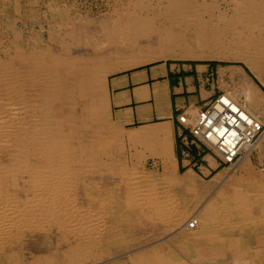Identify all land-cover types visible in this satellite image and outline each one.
Here are the masks:
<instances>
[{"label":"bare ground","instance_id":"obj_1","mask_svg":"<svg viewBox=\"0 0 264 264\" xmlns=\"http://www.w3.org/2000/svg\"><path fill=\"white\" fill-rule=\"evenodd\" d=\"M195 1L196 0H127L125 5H115L113 9L102 16V18L89 20L87 17L85 22H83L84 20L81 22V25L78 22L80 25L79 28H69L68 31H59L57 34L55 32L56 35L54 36L53 34V36L50 37V45H45L46 50L35 48L22 50L15 48L13 55L11 56L10 54L11 57L8 56L10 58H0V91L2 93L4 92V95L10 98L18 94V105L20 109L18 113L22 114L19 118L15 116L16 118H10L7 121V125L11 127L10 130H7L6 127L4 128L5 130L0 131V154L7 160V164H3L0 167V252L4 251L13 241L18 240L17 238H19L24 229L30 231L37 229L46 231L48 229L46 225H54L58 230H61L62 234L69 235L74 241V243L70 244L69 258L65 261H68L69 264H84L88 260L95 261L102 257L100 253V255L97 253L98 248H100L99 246L102 244V239H105V235L114 232V228L116 227L110 228L111 226H118L123 223L124 220H127V222L138 221L140 224L138 226L140 227L143 225V220H149V222L153 220H165V222L163 221L165 226L167 225L169 228L176 226L175 228L181 231L183 236L185 235V242L192 239L191 242H194L202 252L204 248H206L204 255L199 249L195 248L194 251L197 257L203 259L205 256L204 258L210 259L216 256L217 250L209 249L208 244L211 243L218 246V244L225 242L221 237L209 236V234H213L210 227H212L214 223L217 225L219 224L218 219L220 215L217 213L216 204L207 203L205 209L197 211V213L199 212L197 216H191L188 214L191 207H189L188 212L186 209L188 206H177L179 199L171 198L176 202L175 205L172 201H168V199V202L161 201V199H159L161 196L158 195L160 197H156L154 195L156 194L155 191L151 188V186L155 184L154 178L143 170H140L141 168L139 167L141 164L136 154L133 155L131 168L127 170L121 167L116 171L119 173L118 175L120 177L126 178V187L125 190L123 189V195L121 196V194H119L120 190H116L117 195L119 194L121 196H119V201L114 204V199L116 197L113 195L116 191H112L113 188L112 190L110 189V195H108V192L104 195L102 187L95 182L94 184L92 183L93 185L88 184L81 186V188L85 190L84 192L88 200L90 202L92 201V204H88L84 208L79 207L80 209L75 207L73 203L74 200L66 196V193L70 190L72 191V189L76 190L79 188V185L73 183V178L79 174H84L86 168L84 166L73 168L72 165L75 162L80 164L83 161H88L91 165L92 172L95 171L94 173H97L99 168L105 167L109 171L108 177H110L112 184H114L113 178L116 174L113 173L115 171H113L112 168L114 165L112 164L113 156H111L109 151L104 153L102 149L104 147L101 148L98 135L95 132L93 136L90 137L88 143H82L80 142L81 139H79L76 146L78 147V151L74 150V147H72L70 143L72 138L71 133H68V130L66 133L60 128L61 121L55 117L56 111H54V104L59 101L61 97L76 95L79 99L83 100L85 104L82 108L84 113L80 115L82 118L81 122L85 119L86 121L88 120L89 123H98L106 110L105 76L110 71L114 70V68L125 69L156 59H167L169 57L193 58L201 53H206V57H215V53L219 56L227 55L233 59L243 60L252 70H255L259 74L261 66L264 65V0H230L228 9L229 15L226 12H223L222 15L220 14L224 16L222 21L225 25L228 24L227 26L231 27L233 24L232 36L228 44H226L223 39H220V34L210 37H198V35H196L194 39H187L181 36L182 33L177 30L179 27L176 25L179 23L178 18L188 14L189 11L199 13L201 11H211V9L214 8V4L197 3ZM16 4L18 3L16 2ZM149 6L156 7V10L144 13L141 11ZM135 9L138 10L136 11ZM65 12L67 13V11ZM227 16L230 19H226ZM85 18L86 16L84 19ZM231 18L233 20H231ZM75 20L73 22H75ZM90 23L95 27L89 28L88 24ZM73 42L76 44L73 45ZM19 80L24 83L27 81L30 89L25 91L24 88L23 90L21 88L18 93L17 84ZM79 104H81L80 101ZM28 109L31 116L34 117L33 121L23 119V115L28 113ZM66 115L68 114L62 115L64 116V120H62L67 124L70 120V116ZM15 119L18 124H14L16 123ZM83 125L82 123V126ZM115 134L113 133V135ZM100 136L102 135L100 134ZM113 140L115 141V139ZM261 140H264V132L240 160L232 166L234 169L237 166L236 169H240L239 173L224 174L218 172L212 180V183H221V187L226 186L229 188L230 191L226 194L220 191L218 193L224 195L223 201H230L234 211L239 210L242 216L246 217L248 216V211L251 210L250 202L252 201L250 199H254L253 201L255 202L264 203L263 182V187L255 190L253 193L246 192L242 186L245 180H251L254 184L260 182L259 177L254 175L250 167L248 155L251 150L257 147L259 148ZM102 143L104 144V142ZM116 143L120 146L119 141ZM103 155L106 156L105 163L107 164L105 165L101 163ZM163 167L164 170L162 171L161 178L167 181L169 180L170 182L175 181L177 177H175V174L172 172V164L169 165L168 161H166L163 162ZM138 170L141 173H139ZM136 171H138L140 175L137 174V176L140 177L138 180H142V184L145 187L139 185L140 181L133 180L135 179ZM97 175H99V173ZM19 177L23 180V183L28 184L29 190L27 193L31 195H28L26 198L24 197L25 201L18 206L13 202V199L9 197L10 195L2 190L4 189V182L2 183V180L7 178L10 182L8 186L17 188L19 186L17 183ZM175 182H177V180ZM92 186H94L95 190H93L91 195L88 192V188L91 189ZM138 186H140V188ZM113 187L117 188V185H113ZM107 191L109 190L107 189ZM111 191L114 192L112 193L113 195ZM194 195L192 194L191 196L194 198ZM186 197L189 198L188 196ZM19 200H21V198ZM121 200H123V209L126 215H123V212L115 213L120 207L116 205L120 204L119 202H121ZM110 206L116 210L114 211L112 209V212L108 211ZM221 208H225V206ZM225 210H228V208H225ZM260 210H262V208ZM132 211H137L138 216H140L135 218L130 216ZM221 213L224 212L222 211ZM226 214L231 215L232 213ZM188 217L190 218L189 220L195 219L196 223L193 227L188 226ZM108 219L114 221L112 225L106 222ZM254 223L256 224V222ZM107 224L108 227H106ZM131 227H133V224ZM119 231L122 232V230ZM134 232L135 230L131 228L129 236H132ZM120 235L124 236L121 233ZM188 235L190 237L186 238ZM181 236H179V238ZM240 238H225L227 240L225 242L226 250H228L233 264L239 263L240 261L239 258L241 257V253H238V251L240 252V247L235 244V242L240 241ZM48 244H50V242ZM101 248L103 247L101 246ZM128 253L129 252H127V254ZM174 253L173 255H175ZM141 254L143 255L144 253ZM164 254L165 253H161L157 256L141 255L140 261H134V264H182L169 260V258H167L168 256L166 257ZM14 256L15 254L13 252L6 256L8 264L13 263ZM46 262L47 261H35L34 264H47ZM203 262L204 261L200 263L204 264ZM254 262L246 260L243 263L256 264V262Z\"/></svg>","mask_w":264,"mask_h":264},{"label":"rangeland","instance_id":"obj_2","mask_svg":"<svg viewBox=\"0 0 264 264\" xmlns=\"http://www.w3.org/2000/svg\"><path fill=\"white\" fill-rule=\"evenodd\" d=\"M126 1L125 0L124 1L123 0H110V1L109 0H58V1L57 0H24V1L23 0H4V1L0 0V13H1L0 14V58L1 59L10 58L13 55L15 48H19L22 50H28V49H32V48L46 50V46L50 45V40H51L50 37H52L53 34L55 36L57 33H59V31L63 32V31H68L69 28L70 29H73V28L76 29V27L79 28L81 25V22L83 20H84L83 22H85L87 17L89 20H92L94 18H102V16L106 15L109 11H111L115 5H117V6L118 5L119 6L125 5ZM16 2L18 4H16ZM195 2L214 4L213 5L214 8L211 9V11H213V10L214 11L213 12L201 11L199 13L194 12V11H189L188 14H185L184 16L178 18L179 23H177L176 25H177V27H179V28H177V30L180 33H182L181 36H183L187 39H194L196 35H198V37H200V36L210 37L213 35L220 34V37H221L220 39H223L226 42V44L230 43L229 41H230L231 36H232L233 24L231 27L227 26L228 24L225 25L222 21L224 19V16H221L223 12H226L229 15L228 9H229L230 0H196ZM151 4H153V3H151ZM155 8L156 7H152V6L150 7L149 6L146 9H142L141 11H143V13L149 12V11L153 12L156 10ZM135 10L137 11L138 9H135ZM65 11H67V13L69 15ZM64 13H66V14H64ZM21 16H23V17H21ZM79 16H81V17H79ZM85 16H86V18L84 19ZM77 17H79V18H77ZM226 19H230V18L227 16ZM234 19H236V18H234ZM58 20H59V22H58ZM60 20H62V21H60ZM68 20H69V22H68ZM74 20H75V22H73ZM231 20H233V19L231 18ZM78 22L80 23V25ZM88 25H89V28H92L94 26L91 23ZM88 25H87V27H88ZM58 27H60V28H58ZM61 29H63V30H61ZM27 31H28V33H27ZM55 32H56V34H55ZM4 38H5V40H4ZM75 44L76 43L73 42V45H75ZM8 48H10V49L6 50ZM10 54H11V56H10ZM214 55H215V57H206V53H201V54H198V56H195L193 58H172V57H169L167 59L152 60V61H149L147 63L141 64V65H136V66L125 68V69L114 68V70L110 71L105 76V80H104V82H105V93H106V81H107L108 76H110L112 74H116V73L124 71V70H131V69H135V68L142 67V66L166 62V63L172 64V65L173 64H176V65L177 64H183V63H191V64H198V65L212 63V64H218L220 66L237 65V66H239L241 73H243V76L245 77V79L247 80L249 85L248 84L246 85L243 82H239V85L237 87H235V86L231 87V89L229 91H227V94L234 101H236L238 103H243V104H245L244 103L245 101H243L246 98L245 92L249 93V97H252V91H251L250 85H253V86L257 85L263 91V94H264V71H263L264 65L261 66L262 69L260 68V73L258 74L255 70H252L250 68V66L243 60L233 59L227 55L219 56L218 54H215V53H214ZM8 56H10V57H8ZM61 75H62V73H61ZM20 82H21V84H20ZM27 85H28V87H27ZM17 87H18L17 88L18 93L20 92L19 90L21 88H22V90L24 88L25 91L27 89H30L28 82L25 81V83H24L21 80H19ZM0 90H1V87H0ZM231 90L233 92H231ZM0 97L3 98V99L0 98V127H1L0 131L5 130L4 128H6V127H7L6 128L7 130H10L11 127H9L7 125V121L10 118L14 119L13 117H15V116H17L19 118V117H21L20 115H22V114L18 113V112H20L19 105H18V94H16L15 96H12L10 98L9 96H5L4 92L2 93L0 91ZM239 98L241 100L242 99L243 100L241 101V100H239ZM79 101L81 104H79ZM261 104L262 103H259L260 106H262ZM84 105H85L84 101L79 99L76 95L70 96V97L63 96L60 98L59 101L55 102V104H54V111H56L55 117L58 118L59 121H61L60 122V126H61L60 128L65 132L68 130L67 132L71 133L72 138H71L70 143H71L72 147H74V150H76V151H78V147H76V146L79 142V139H81L80 142H82V143H88L90 137H92L94 132H95L98 135V141L101 145V148L104 147V148H102L104 153L109 151L111 156H113L112 164H114V165L112 168H113V171H115L113 173H115L116 176L113 178V182H115V183L112 184L110 177H108L109 171L105 167L99 168V171L97 173H94L95 171L92 172L91 165L88 161L81 162L80 163L81 165L79 163L75 162L72 165L73 168H77L80 166H84L86 168V170L84 171V174H82V175L79 174L78 176H74V178H73L74 179L73 183L76 185H79V188L76 190L72 189V191L70 190L66 193V196H68L69 198H72L74 200L73 203L75 204V207H77V208H79V207L84 208L88 204H92V201L90 202L88 200V197H87L86 193L84 192L85 190L81 188V186H83V185H88V184L93 185L96 182L102 187V191H103L104 195L107 194V192L109 193L108 195H110V189L112 190V188H113L112 191H114V190L119 191L120 190L119 194H121V196H122L123 192L125 190V187H126L125 186L126 178L120 177L118 175L119 173L116 171L118 169H120L121 167H123V169L128 170L129 168H131V165H132L131 164L132 162L125 160V154H123L124 153L123 148L121 146H118L116 143L117 141H119L118 140L119 137H117L118 132H117L115 125L109 119V115H108V111H107V101H106V110L104 111L105 113H103L104 116L102 115L101 120L98 123L94 122V124H93V122L89 123V121L88 120L86 121L85 119L81 122L82 118L80 117V115L84 113L82 110ZM75 108H76V110H75ZM67 110H68V112H67ZM27 112L29 114L28 113L26 115L24 114L23 119H25L27 121H33L34 117L31 116L29 109L27 110ZM66 113L70 116V120H69V122H67V124L65 121H63L64 116H62V115H65ZM105 114H106V116H105ZM68 115H66V116H68ZM75 118H76V120H75ZM15 121H16V123H14V124H18L16 119H15ZM82 123L84 124L83 126H82ZM72 127H73V129H72ZM108 128H110L112 130H110ZM111 131H113V132H111ZM115 132H116V134H115ZM113 133L115 135H113ZM100 134L102 136H100ZM113 139H115V141ZM102 142H104V144ZM248 157H249L250 167L252 168L254 175L256 177H259L260 182L258 184H254L251 180H245V181H243L242 186L246 192L253 193L255 190L263 187V185H264V146L261 149H259L258 147L253 149L249 153ZM102 158H101V163H104V165L107 164V163H105L106 156L103 155ZM3 164H7V160L3 158L2 154H0V167ZM99 164H100V162H99ZM168 164L171 165L170 162H168ZM172 167H173L172 172L175 174V177H177V179H176L177 182H175L176 180L173 182H170L169 180L167 181L166 179L164 180L163 178H161L162 177L161 176L162 171L164 170V167L156 166L153 161H148L147 164L141 163L139 168H141L140 170H143L144 172L148 173V175H150L154 178L155 184L152 185L151 188H153V190L155 191L156 194H154V195L156 197L159 198L161 196L159 198V199H161V201L162 200H163V202L172 201V203L174 205L176 204V202H174V200L171 198H176L177 200L179 199L177 202V204H178L177 206H179V205L180 206L184 205V207L188 206V208H186V209L188 212L190 210V212L188 214L191 216L192 215L197 216V214L199 213V212L197 213V211L205 209L207 206V203L216 204L217 213L220 215V218L218 219L219 220V222H218L219 226L214 223L212 225V227H210V229H212L213 234H209V236L210 237H219V238L221 237L225 242L227 241L225 239L226 237L228 239L241 237L239 242H235V244L238 247H240V252L238 251V253H241V255H240L241 257L239 258L240 261H239V263H236V264H242L246 260H251L253 262L255 261L256 264H263L264 263V248H263L264 247V237H263L264 236V221H263L264 220L263 219L264 218V203L262 202L263 203V205H262L261 202L260 203L255 202V201H253L254 199H250L252 201V202H250L251 210L248 211L249 213H247V215H248L247 217L242 216V214L239 210H236V211L233 210V205L230 203L229 200L223 201L224 195L218 193L220 191L221 193L226 194L230 191L229 188H227L226 186L221 187L222 186L221 183L220 184L212 183L213 177L216 174H218V172H222L224 174L225 173L226 174H237V173H239L240 169L239 168L236 169L237 166L234 169V167L232 168V167L219 165V167H217L215 169V171H213L211 173L206 172V176H200L199 174H198L199 175L198 176L196 173L191 174V173H185V172H181V171L179 172L175 166H172ZM138 171H136V174L134 177L135 179H133V180L134 181H140L139 185L142 186L143 181L138 180V179H140V177H139L140 175L138 174ZM98 173L101 176L97 175ZM139 173H141V172L139 171ZM137 174L139 176H137ZM187 175H190V176H187ZM23 178H25V177H23ZM3 182H4V187H3L4 189H2V190H4V192L9 194L10 195L9 197H11L13 199V202L18 206L21 205L25 201V198L28 195L29 196L31 195L30 193H27V191L29 190L28 184L23 183V180L20 177L17 181V183L19 185L17 188L9 187L8 185L10 182L7 178L6 179L4 178L2 180V183ZM262 182H263V185H262ZM207 183H208V185H207ZM113 185H117L118 189L116 187H113ZM140 186H138V187L140 188ZM201 186L202 187L207 186V189H205V190L207 192L208 191L209 192L208 193L207 192L202 193V196L200 193V199L196 203L193 201V196H191V195L192 194L194 195V193L196 191H198V188ZM107 189L109 191H107ZM0 190H1V188H0ZM93 190H95L94 186H92L91 189L88 188V192L91 195L93 193ZM90 191H92V192H90ZM112 191H111V194L114 193ZM25 192H26V194H25ZM188 193H190V194H188ZM205 193H206V195H205ZM119 194L117 195V191H116V193H114V195L112 194L113 196L116 197L114 199V204H115V202L119 201L118 200L119 196H120ZM158 195H160V196H158ZM196 195L197 194H195L194 197ZM186 196H188L189 198H187ZM20 198H21V200H19ZM167 199H168V201H167ZM186 199H188V200H186ZM83 201L85 204L83 203ZM188 201H189V203H188ZM119 203L120 204L116 205V206H120L119 210H118L119 212L117 211L115 213L117 214V213L123 212V215H126V213L123 209V207H124L123 206V200H121V202H119ZM82 204H83V206H82ZM223 205L225 206L226 209L228 208V210H225V208H221V207H224ZM230 206H232V207H230ZM189 207H191L193 209H191V208L189 209ZM219 207H220V209H219ZM261 208H262V210H260ZM112 209L114 211L116 210L110 206L108 211L112 212L111 211ZM222 211L224 213H221ZM230 212L232 213L231 215L226 214V213H230ZM130 216L135 218V217H139L140 215L138 216L137 211H135V212L132 211L130 213ZM223 216H224V218H223ZM262 216H263V218H262ZM189 217H188L187 221L190 219ZM153 221L149 222V220H146V221L143 220V223H142L143 225L141 227L138 226V225H140L138 221H128L127 222V220H124L123 223L119 224L118 226H111L110 228L116 227L117 229L114 228L115 230L113 229L114 232H112V234L105 235V239H102V241H101L102 244H100V246H99L100 248H98V252H97L98 254L100 253L102 255V257L100 259L95 260V261L88 260L84 264H91V263L92 264H134V261H138V262L140 261V256L142 255L141 253H144L142 256H149V255H151V256L156 255L157 256L161 253H165L164 255L166 257L168 256L167 258H169V260L180 262L182 264H193V263L199 264L200 262L202 263V261H204L203 262L204 264H231L233 262L232 258L230 257L228 250H226L225 242L218 244V246L211 244V243L208 244L209 249L217 250L216 256L214 258H210V259H208V258L206 259V258H204L205 257L204 256L203 259H200L199 257H197L196 252L194 251L195 248L199 249V250H200V248L198 246H196L194 244V242H191L192 239H190L188 242H185V240H184L185 235L183 236L181 231H178V229L175 228L176 226L169 228V226L166 225L167 226V228H166L165 224H163L165 222V220H161V221L160 220H153ZM106 222L109 225H112L114 221L108 219ZM125 222H126V224H125ZM129 222H130V224H129ZM183 222H185V221H183ZM225 222H226V225H225ZM254 222H256V224ZM108 224L106 225V227H108ZM123 224H124V226H123ZM132 224H133V227H131ZM216 225L218 228L216 227ZM46 227L48 228L46 231L45 230H38V229L30 231V230L24 229V231L21 233V234H23V233L24 234L23 235L20 234L19 238H17L21 242L18 240H15L11 243L12 245L11 244L8 245V247L4 251L0 252V264H8V260H7L6 256L11 252H13L15 254V256H14L13 263H9V264H34L35 261H41V262L47 261L46 262L47 264H63V263L69 264V262L65 261V260H68L67 258H69L68 254L70 253L69 252L70 244L74 243L73 239L67 234L63 233L64 234L63 235L61 233V230H58L57 227H55L54 225L53 226L52 225H49V226L46 225ZM123 227L125 230L123 229ZM131 228H133L135 230V232L133 233L132 236H129L130 235L129 231ZM231 228L233 229V231ZM229 229L231 232L229 231ZM25 230H26V232H25ZM51 230H52V232H51ZM119 230H122V232H120ZM126 231H128V232H126ZM209 231H211V230H209ZM225 231H226V233H225ZM120 233L123 234L124 236L120 235ZM214 233H216V234H214ZM179 236H181V237L179 238ZM42 237L44 238V240ZM188 237H190V236L189 235L186 236V238H188ZM111 238H113V239H111ZM114 238L115 239L117 238V239L115 240ZM17 241H18V244H17ZM48 241L50 242V244H48L49 243ZM52 241L53 242L55 241V242L53 243ZM104 241H106V242H104ZM241 241H242V243H241ZM243 244H245V245H243ZM46 246H47V248H46ZM101 246L103 248H101ZM216 246H217V248H216ZM62 248H64V249H62ZM205 250H206V248H204L203 252H202V250H200L203 255H204ZM126 251L129 253L127 254ZM145 251H147V252H145ZM252 251H254V252H252ZM209 252H212V251H209ZM173 253L175 255H173ZM1 254H2V256H1ZM262 254H263V256H262ZM18 257H20V258H18ZM192 258H193V260H192ZM112 261H114V262H112ZM66 262H68V263H66Z\"/></svg>","mask_w":264,"mask_h":264},{"label":"crops","instance_id":"obj_3","mask_svg":"<svg viewBox=\"0 0 264 264\" xmlns=\"http://www.w3.org/2000/svg\"><path fill=\"white\" fill-rule=\"evenodd\" d=\"M239 82L248 84L239 66L212 63L172 65L163 62L108 76L107 111L119 132L117 137L125 160L132 162L136 154L140 164L153 161L163 167V162L168 161L179 172L200 176L215 171L219 167L217 160L209 155L198 156L191 150L189 135L185 132L180 136L182 129L176 116L185 107L203 106L219 93L237 87ZM250 88L252 97L245 92L246 98L242 99L245 104H240L264 121L263 91L257 85ZM260 144L259 149L264 146V140ZM205 189L207 186L198 188L194 202L199 201L200 193L207 192Z\"/></svg>","mask_w":264,"mask_h":264},{"label":"built area","instance_id":"obj_4","mask_svg":"<svg viewBox=\"0 0 264 264\" xmlns=\"http://www.w3.org/2000/svg\"><path fill=\"white\" fill-rule=\"evenodd\" d=\"M178 125L189 135L191 150L202 157L213 156L219 165L232 167L264 132V121L255 117L227 92L200 107H185L176 116ZM252 151V150H251ZM195 219L188 226L195 225Z\"/></svg>","mask_w":264,"mask_h":264}]
</instances>
